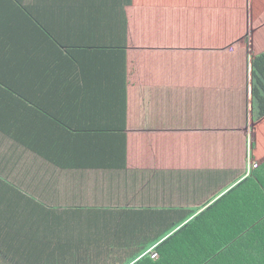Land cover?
Segmentation results:
<instances>
[{"label": "crops", "instance_id": "crops-1", "mask_svg": "<svg viewBox=\"0 0 264 264\" xmlns=\"http://www.w3.org/2000/svg\"><path fill=\"white\" fill-rule=\"evenodd\" d=\"M226 1L0 0V216L53 210L76 264H129L199 216L239 228L250 143L264 179V10L217 33Z\"/></svg>", "mask_w": 264, "mask_h": 264}, {"label": "trees", "instance_id": "trees-1", "mask_svg": "<svg viewBox=\"0 0 264 264\" xmlns=\"http://www.w3.org/2000/svg\"><path fill=\"white\" fill-rule=\"evenodd\" d=\"M259 166L234 189L248 194L247 199H240L235 205L240 212L248 208L250 214H239V228L231 235L224 234L223 239L216 240L208 238L212 233L205 234L196 228L199 216L173 236L164 237L156 249L157 259L146 253L148 249H142V253L131 255L128 263L138 260L134 264H264V179L260 177ZM21 207L20 203L15 204L16 211ZM214 208L211 206L208 213ZM32 211V215H15L10 222L0 216V264H76L78 259L69 257L70 247L55 245L56 240L65 237L64 234L58 237L53 228L54 211L41 209L40 205Z\"/></svg>", "mask_w": 264, "mask_h": 264}, {"label": "rangeland", "instance_id": "rangeland-1", "mask_svg": "<svg viewBox=\"0 0 264 264\" xmlns=\"http://www.w3.org/2000/svg\"><path fill=\"white\" fill-rule=\"evenodd\" d=\"M226 3H232V4H238V6L236 7V14L234 13H230V17L229 19H226L224 18L222 22H217V25L215 26V31L217 33H223V34H228L229 32H232V35H234V32L236 31H240L241 28H240V24H239V28L236 27L237 23L239 22H243L242 18L240 17V14L238 12H240V9H241V6H242V0L239 1V3H236V0L234 2V0L232 1H226ZM256 5H258V7L261 9V10H264V0H254V6H255V9H256ZM232 7H225L223 10H228ZM244 11L246 12V6H245V9ZM225 13V12H223ZM232 14V15H231ZM232 19V20H231ZM236 19V20H235ZM233 20H235V22L233 23ZM206 23L202 24L205 26ZM192 26V22L190 23L189 27ZM262 35H261V39L259 41V44H260V47H262V44L264 45V28L262 30H260ZM263 40V41H262ZM263 48V47H262ZM240 66V65H239ZM258 82H259V79H258ZM79 259V258H78Z\"/></svg>", "mask_w": 264, "mask_h": 264}, {"label": "built area", "instance_id": "built-area-1", "mask_svg": "<svg viewBox=\"0 0 264 264\" xmlns=\"http://www.w3.org/2000/svg\"><path fill=\"white\" fill-rule=\"evenodd\" d=\"M251 143L249 144V154H248V174L251 173V171L255 168L258 167V165L254 162L253 158H252V151H251ZM147 254H150L151 257L153 259H157L158 258V253L156 251V249H151L147 252Z\"/></svg>", "mask_w": 264, "mask_h": 264}]
</instances>
